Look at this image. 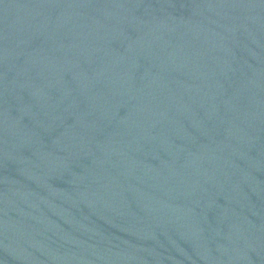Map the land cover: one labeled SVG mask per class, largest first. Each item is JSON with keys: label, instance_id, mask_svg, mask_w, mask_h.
<instances>
[{"label": "water", "instance_id": "1", "mask_svg": "<svg viewBox=\"0 0 264 264\" xmlns=\"http://www.w3.org/2000/svg\"><path fill=\"white\" fill-rule=\"evenodd\" d=\"M0 264H264V0H0Z\"/></svg>", "mask_w": 264, "mask_h": 264}]
</instances>
